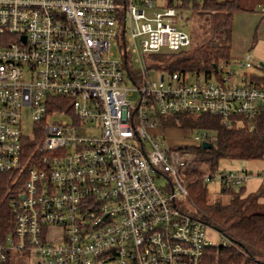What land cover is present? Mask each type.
Segmentation results:
<instances>
[{
    "label": "built area",
    "instance_id": "1",
    "mask_svg": "<svg viewBox=\"0 0 264 264\" xmlns=\"http://www.w3.org/2000/svg\"><path fill=\"white\" fill-rule=\"evenodd\" d=\"M203 1L0 0V173L25 178L2 261L21 251L30 264H201L211 227L184 210V179L204 170L190 149L215 135L163 119L210 114L255 131L264 110L249 53L210 79L150 68L151 55L191 46L180 17ZM170 130L189 132V144L171 147ZM251 178L220 170L203 182ZM54 227L58 241L47 237Z\"/></svg>",
    "mask_w": 264,
    "mask_h": 264
},
{
    "label": "trees",
    "instance_id": "2",
    "mask_svg": "<svg viewBox=\"0 0 264 264\" xmlns=\"http://www.w3.org/2000/svg\"><path fill=\"white\" fill-rule=\"evenodd\" d=\"M256 5H264V0L185 2V7L193 13L192 21L197 17L189 29L192 39L190 49L151 55L150 68L207 79L218 76L215 67L232 61L235 15L255 12ZM120 46L125 49V45ZM260 68L263 74L251 78L257 84L264 85V67ZM163 124L168 128L209 130L215 135L212 149H204L202 145L190 149L201 158L204 170H188L184 179L188 202L192 207L187 209L184 205V210L216 230L227 242V246L206 248L201 264H264V204L260 202L264 191L245 196L244 186L221 188V194L231 196L229 204L224 205L210 200L208 186L203 182L205 173L215 174L221 170V161L250 162L264 159V110L255 131L235 125L227 128L221 118L210 114L173 115L163 119ZM38 144L39 140L32 142V152H35ZM24 182V175H18V172L0 173L2 245L6 244L9 236L15 237L16 212L12 204L20 202ZM5 253L7 259L2 261L0 258V264H30L28 252Z\"/></svg>",
    "mask_w": 264,
    "mask_h": 264
},
{
    "label": "rangeland",
    "instance_id": "3",
    "mask_svg": "<svg viewBox=\"0 0 264 264\" xmlns=\"http://www.w3.org/2000/svg\"><path fill=\"white\" fill-rule=\"evenodd\" d=\"M255 12H241L237 13L234 18V39H233V50L236 52L238 49H242L243 54L240 56L238 53H234L232 50V61L231 65L234 67L235 70H239L237 68L236 62H238L241 58L243 59V55L249 53L252 55L253 58V68L247 71L248 75L250 76H261L263 74V70L260 68L261 64H264V60H261L260 54L256 55L258 52H262L264 55V42L262 44V48L257 51L256 47L261 41H264V5H256ZM192 11H187L184 14V18L180 17L179 21V29H183L189 33V29L191 25H194V20L197 17L193 18L192 21ZM197 20V19H196ZM195 20V21H196ZM200 23V22H199ZM248 40L247 45H244V41ZM198 41V40H197ZM188 48L187 50H189ZM257 51V52H256ZM114 54L115 59H120V52L117 46L113 45L112 51ZM163 53H170L167 49L163 50ZM241 53V52H239ZM240 57V58H239ZM239 58V59H238ZM152 78L155 79L154 72L151 73ZM196 78H190V81H194ZM138 99V94H136L131 100L136 102ZM60 118H52L50 121L55 123L60 121ZM30 131V128L29 130ZM201 131V130H197ZM168 136V143L171 147H180L186 146L189 144V132L184 130H170L167 131ZM161 141V139H160ZM163 147H166V142L163 140L161 141ZM221 170H242L246 169L249 173H253L255 176L254 178L249 179L244 187L246 188L245 192L246 195H256L261 191H264V181H258L257 175H264V159L257 160V161H229L224 160L220 163ZM158 185L165 186L167 181L164 177L157 181ZM219 183H213L208 185V194L209 198L212 202L218 201L222 204L226 205L229 204L231 201L230 195H223L221 194ZM264 204V197L260 200ZM182 203L185 205L187 209H192L191 205L189 204L188 200H182ZM60 234V229L57 227L51 228L47 233V237L51 240L56 239L59 240L58 235ZM207 238L209 242L212 243L213 246H219L222 244V238L220 234L210 228L207 230ZM33 260H37V257L31 258Z\"/></svg>",
    "mask_w": 264,
    "mask_h": 264
},
{
    "label": "crops",
    "instance_id": "4",
    "mask_svg": "<svg viewBox=\"0 0 264 264\" xmlns=\"http://www.w3.org/2000/svg\"><path fill=\"white\" fill-rule=\"evenodd\" d=\"M233 39H234V32H233ZM263 42H264V41H261V42L258 44V46L256 47V49L258 48L257 51H259L260 48H262V44H263ZM247 43H248V40L244 41V45H247ZM232 50H233V46H232ZM241 50H242V49H238L236 52H235L234 50H233V51H234V53H236V54L238 53V55L241 56V55L243 54V51H241ZM257 51H256V52H257ZM239 52H241V53H239ZM232 54H233V52H232ZM259 54H260V57H259V58H261V60H264V55L262 54V52H258V53H256V55H259ZM243 56H244V55H243ZM232 58H233V57H232ZM239 58H240V57H239ZM239 58H238V59H239ZM250 174L252 175V178H254L255 175H254L253 173H250ZM257 177H258V179H257L258 181H261V180L264 181V175H257ZM263 186H264V185H263ZM244 189L246 190L245 187H244ZM245 192H247V191H245ZM247 195H248V194H247ZM247 195H246V193H245V196H247ZM262 198H263V197H262ZM262 198H261L260 200H262ZM260 202H261V201H260ZM261 203H263V202H261Z\"/></svg>",
    "mask_w": 264,
    "mask_h": 264
},
{
    "label": "water",
    "instance_id": "5",
    "mask_svg": "<svg viewBox=\"0 0 264 264\" xmlns=\"http://www.w3.org/2000/svg\"><path fill=\"white\" fill-rule=\"evenodd\" d=\"M261 66L264 67V64H261ZM215 70L217 71V67H215ZM202 147L204 149H212L213 148V144H211V143H203Z\"/></svg>",
    "mask_w": 264,
    "mask_h": 264
}]
</instances>
